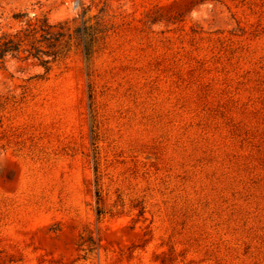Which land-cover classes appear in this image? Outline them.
<instances>
[{
  "label": "rangeland",
  "instance_id": "1",
  "mask_svg": "<svg viewBox=\"0 0 264 264\" xmlns=\"http://www.w3.org/2000/svg\"><path fill=\"white\" fill-rule=\"evenodd\" d=\"M44 19L48 72L0 63V264H264V0H0Z\"/></svg>",
  "mask_w": 264,
  "mask_h": 264
},
{
  "label": "trees",
  "instance_id": "2",
  "mask_svg": "<svg viewBox=\"0 0 264 264\" xmlns=\"http://www.w3.org/2000/svg\"><path fill=\"white\" fill-rule=\"evenodd\" d=\"M41 22V23H40ZM51 25L46 19L36 23H28L27 29L17 38L0 37V63L5 61L8 54L18 55L25 53L23 59L33 58L45 68V72L50 69L51 63L58 56V44L63 34L53 32Z\"/></svg>",
  "mask_w": 264,
  "mask_h": 264
}]
</instances>
